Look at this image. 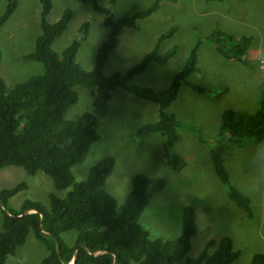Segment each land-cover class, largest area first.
<instances>
[{
    "label": "rangeland",
    "instance_id": "1",
    "mask_svg": "<svg viewBox=\"0 0 264 264\" xmlns=\"http://www.w3.org/2000/svg\"><path fill=\"white\" fill-rule=\"evenodd\" d=\"M48 21H56L65 8L72 10L67 30L52 44L60 53L75 38L84 21L90 26L80 41L76 60L85 70L94 67L98 46L104 41L107 28L101 13L80 0H51ZM7 0H0V14ZM108 5V0H98ZM154 0H117L112 6L115 16L130 15L149 7ZM40 0H18L15 11L0 26V77L8 87L43 71L39 61L25 58L32 51L40 34ZM171 27L177 31L159 47L163 53L174 44L176 55L166 64L149 63L132 80V84L166 88L187 60L191 48L199 41L197 59L199 71L189 76L210 90L200 96L182 86L168 111L174 112L181 124L174 150L186 159L180 171L168 167L162 155L165 138L159 133L145 132L138 136L143 124L157 120L156 103L142 100L117 88L108 101L105 117L99 119V138L93 142L84 160L73 166L76 181L85 179L89 169L110 156L114 160L111 173L103 188L116 200L117 208L132 187L136 174L161 176L165 186L154 194L139 217V224L151 237L174 239L181 233L182 210L193 207L197 232L191 239L187 257H196L210 240L223 236L231 238L233 248L240 252L232 264H249L256 252H264V138L258 143L241 146L228 144L224 165L229 179L250 198L253 215L248 217L227 195L224 184L217 178L210 158V142L221 130V112L227 108L253 112L264 92V0H160L157 10L139 19L133 28H124L119 42L106 61L104 74L126 71L154 46L157 37ZM214 31L235 37L249 36L247 64L226 59L215 49L211 39ZM209 37L211 39H209ZM78 99L69 108L66 118L73 119L91 109L92 95L86 88L77 87ZM24 182L26 187L9 198L7 208L19 210L25 200H33L49 208L51 193L64 197L69 188L57 189L44 172L28 174L21 166L0 167V190ZM3 214L0 211V231ZM77 231L63 232L62 239L73 245ZM48 250L34 233L27 234L23 245L5 264H38ZM130 264H141L132 261ZM177 264H183L178 262Z\"/></svg>",
    "mask_w": 264,
    "mask_h": 264
},
{
    "label": "trees",
    "instance_id": "2",
    "mask_svg": "<svg viewBox=\"0 0 264 264\" xmlns=\"http://www.w3.org/2000/svg\"><path fill=\"white\" fill-rule=\"evenodd\" d=\"M80 1L89 3L93 10L101 13L107 28L91 70H85L76 60L80 41L90 22L84 21L79 28L81 37L73 39L58 53L52 44L67 30L72 10L65 8L56 21L49 22L47 17L52 1L40 0V34L32 51L24 57L41 62L43 71L11 87L0 77V167L21 166L28 174L42 171L52 179L57 189L69 188L64 197L51 193L49 208L39 202L25 200L19 210L8 209V200L26 184L20 182L0 190V211L3 214L0 264H5L8 256L16 253L30 231L48 250L38 264H130L132 261L141 264H232L240 252L233 248L228 236L208 240L196 257L186 256L191 239L197 232L195 211L191 206L183 208L181 233L174 239L153 238L139 224L146 205L165 186L163 177L136 174L120 208H117L115 198L103 188L114 164L112 157H104L94 164L85 179L75 180L72 168L84 160L91 144L99 138L98 122L107 114L108 101L115 89L122 88L142 100L157 104V120L143 124L136 134H161L165 138L163 158L174 171L182 170L187 162L174 150L181 121L167 108L176 100L182 86L203 97L211 94L207 88L189 80L190 74L200 70L197 64L199 41L191 48L184 67L166 88L156 90L131 83L149 63L163 65L176 55L177 44L163 53L159 52L160 44L173 36L176 27L161 33L152 49L126 71L104 74L107 58L117 47L121 30L135 27L139 19L157 10L160 0H154L143 10L118 17L112 10L117 0H108V5H102L98 0ZM17 5L18 0H7L0 14V26ZM211 37L213 39H209L221 56L248 63L251 37L237 38L221 31H214ZM77 87L91 92V109L67 119L69 108L78 99ZM263 138L264 92L258 107L251 113L234 108L223 110L221 130L218 137L210 142L215 175L226 187L229 198L248 217L253 215L250 198L231 183L224 165V153L228 144L241 146L249 142L258 143ZM72 229L77 231V235L74 244L69 245L61 234ZM249 264H264V252L254 253Z\"/></svg>",
    "mask_w": 264,
    "mask_h": 264
},
{
    "label": "crops",
    "instance_id": "3",
    "mask_svg": "<svg viewBox=\"0 0 264 264\" xmlns=\"http://www.w3.org/2000/svg\"><path fill=\"white\" fill-rule=\"evenodd\" d=\"M181 89V88H180ZM182 90V89H181ZM179 93H180V91H179Z\"/></svg>",
    "mask_w": 264,
    "mask_h": 264
}]
</instances>
